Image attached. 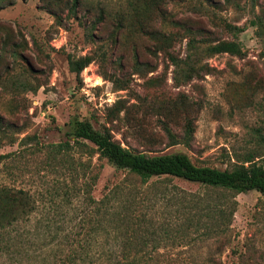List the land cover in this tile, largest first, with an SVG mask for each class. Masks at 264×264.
Instances as JSON below:
<instances>
[{"label": "rangeland", "instance_id": "1", "mask_svg": "<svg viewBox=\"0 0 264 264\" xmlns=\"http://www.w3.org/2000/svg\"><path fill=\"white\" fill-rule=\"evenodd\" d=\"M66 2L0 7V185L35 204L10 230L0 264H264L258 191L235 195L225 227L206 201L171 192L204 195L197 183L142 180L71 135L74 120L87 119L135 150L181 151L221 169L237 162L252 129L264 127V0ZM226 24L241 30L234 36ZM217 39L245 53L208 54ZM170 54L209 69L176 84ZM85 55L78 79L68 62ZM188 123L190 145L167 146L165 127L179 136ZM191 213L198 226L187 227ZM208 226L217 229L205 236Z\"/></svg>", "mask_w": 264, "mask_h": 264}, {"label": "trees", "instance_id": "2", "mask_svg": "<svg viewBox=\"0 0 264 264\" xmlns=\"http://www.w3.org/2000/svg\"><path fill=\"white\" fill-rule=\"evenodd\" d=\"M15 0H0V7L14 3ZM67 7L74 10L83 0H66ZM130 1L129 5H131ZM138 12L141 9L133 6ZM261 18L255 16L253 24H257L256 32L259 33ZM121 25L122 21L119 19ZM231 33L236 36L241 28L226 24ZM164 42V41H163ZM197 42L195 38L188 40V48L194 49ZM163 49V47L161 46ZM208 54L229 53L232 55H243L241 44L237 40H219L206 47ZM187 54L184 58L170 54L171 63L174 65L173 79L176 84H182L197 78L201 72H207L208 64L196 65V58ZM90 56H82L79 59H69L68 68L80 79L82 70L90 63ZM264 65V61H263ZM168 142L167 146L183 144L189 146L193 127L188 123L181 135H176L165 127ZM72 138L76 141L80 139L88 140L95 146V151L116 168L126 170L129 173L139 176L142 180L150 177H179L184 180L195 182L200 188L204 189L205 194L198 192H186L173 186V194L185 195L189 200L195 201L202 199L207 202V206L219 214V218H225L224 226L233 215L236 206L234 197L240 192L256 190L264 197V127L257 126L251 131L250 145L244 151L236 154L237 162H233L221 169L210 165H199L192 161L185 152L176 151L171 153H152L151 151L135 150L123 146L120 141L114 138L111 131L106 128H95L87 119H75L71 129ZM35 208L34 201L22 188H12L7 185H0V249L2 251L9 247V232L19 222L28 219L31 211ZM198 214H192L187 218L190 220V226H198L200 222ZM186 218V219H187ZM207 227V226H206ZM209 231L205 236L213 233L216 226H208ZM224 230V229H223Z\"/></svg>", "mask_w": 264, "mask_h": 264}]
</instances>
